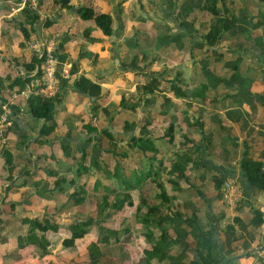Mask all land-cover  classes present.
Listing matches in <instances>:
<instances>
[{"label": "crops", "instance_id": "obj_1", "mask_svg": "<svg viewBox=\"0 0 264 264\" xmlns=\"http://www.w3.org/2000/svg\"><path fill=\"white\" fill-rule=\"evenodd\" d=\"M19 3L0 0V110L19 88L10 87L14 80L37 75L35 39H54L73 75L62 82L53 131L43 132L47 122L19 96L13 125L0 136V264H192L201 238L217 242L216 264H264V223L253 224L254 209L264 216V191L243 169L252 159L263 161L264 170V0H218L216 15L201 10L210 0H38L37 11ZM81 7L109 13L113 33L83 19ZM232 20L212 49L203 46L209 25ZM80 77L90 80L88 92L75 84ZM153 78L163 91L137 88ZM174 164L185 168L176 188ZM217 178L234 179L242 200L223 202ZM116 179L118 197L129 194L132 204L102 215L126 221L131 213L135 222L121 221L114 241L99 233L113 216L95 219L84 237L72 238L70 226L98 215ZM159 183L171 219L147 226L143 216L158 203ZM194 213L196 235L184 223ZM29 220L52 227L33 232ZM164 229L166 257L148 258Z\"/></svg>", "mask_w": 264, "mask_h": 264}, {"label": "trees", "instance_id": "obj_2", "mask_svg": "<svg viewBox=\"0 0 264 264\" xmlns=\"http://www.w3.org/2000/svg\"><path fill=\"white\" fill-rule=\"evenodd\" d=\"M217 2H218V0H210V4L202 6L201 10L202 11L207 10V11H210L212 14L216 15L219 13V9L216 5ZM25 10H26V13H28V10L27 9H25ZM79 14L83 19L95 20V22L97 23L98 27L100 28V30L103 32L104 35L110 36L113 33V26H112L113 19L109 13L96 14L92 8L81 7L79 10ZM28 17H31L32 20L38 19V15H36L34 13H32L31 16L28 15ZM233 21H235V20L224 23L222 26H220L219 24H215V23L209 25L208 30H206V32L204 34V42H202L203 46H207L208 49L209 48L212 49L213 46L217 43L219 36L221 34H223L224 31H227L232 27V25L234 23ZM34 58L35 59L32 61V63L35 62L39 66L40 60L37 59L36 57H34ZM134 58L136 59V57H134ZM32 63L27 65L28 70L34 69L35 66H33ZM135 65H136V61H134L132 63V68H135ZM39 75H40V71L37 72V75L35 77H37ZM32 78L31 77L25 78V79L17 78L16 80H14L10 84V87L12 88L14 85H18L19 86L18 89H21V88L25 87L26 84ZM64 81H66V80H64ZM0 82H1V79H0ZM75 84L78 85V87L81 88L82 91H84V92L89 91L90 80H88L87 78L80 77L77 79ZM137 88L139 90L145 91L147 93H158V92L163 91L161 88V82L157 78L151 79L150 82H148V83L138 85ZM171 89L176 90L175 91L176 95H178V96L183 95V93L180 92L181 88H177L176 86H172ZM59 97H60V95L58 97H54V98H41L39 96H31V97L27 98L30 112L37 118H44L45 121L47 122V124H45L42 128L43 132L46 134L53 131L56 127L54 114H55V111L57 108V104L60 101ZM108 115H110V114H108ZM87 128L90 131L96 130V127H90L89 125L87 126ZM106 134L110 136V139H112L111 134H109L108 132ZM2 154H3L7 164L12 163V156L8 150H5V149L2 150ZM243 169L249 175L254 189L258 192L264 191L263 161L246 159L244 164H243ZM174 170L176 172V176H175V178H173L171 180V183L173 184L174 188H176L178 186L179 179H182L185 176V173H184L185 168L180 164H174ZM225 181L226 180H224L222 178H217L215 180V187L218 191H220V196H222L221 195V189H222V186H223ZM118 186H119L118 179H116L115 188L112 189V192H113L112 197L109 195H105L103 198V201L97 205V208H98V215L97 216H94V217L89 216V218H87L82 223L72 224L70 226L72 238L78 239V238L84 237L89 232V228L93 224L95 219H97V218H102V219L106 218L107 219L108 217H112L113 216L112 213H107V214L102 215V211L106 210L107 208H110L111 212L112 211L117 212V210H119L120 208H122L124 206V203L128 202V204H132V199H131L129 194H124L123 198L118 197ZM158 186L160 188V194H158V196H157V198H158L157 200H158L159 204L156 203L153 206H148V207H150L149 212H148V214L143 216L144 217L143 222L147 226H150V225H148V223L150 221L152 223H154V225L155 224L161 225V223H163V221L171 219V216L170 215L167 216L166 212L163 211V209H162L163 207H166L167 204H169L170 198L167 195V191H166L165 186H163V184H161V183H159ZM127 188H129V187H127ZM1 204H2V200L0 199V223L2 221ZM160 204L162 206H160ZM153 208H154V214H155V210H157V212H158V214L156 215V216H158V222L157 223H155L156 217H154L151 214V212L153 213ZM253 214H254L253 224L255 226H262V224L264 223L263 212L259 209H254ZM196 220H197V216L194 213L191 216L190 221L184 222L186 225L187 224L190 225L194 235L199 233L198 228L194 224V221H196ZM175 222L176 221L173 220L175 227L178 228V225H176ZM29 223L32 226L33 232L35 231V229H39V230L44 232V231H46L52 227L49 224L48 225H42L41 223H39L36 220L30 221ZM53 228L57 229L56 226H54ZM214 230L215 229L212 228V230L208 234L210 236L213 235ZM229 230H233V227L230 225L227 226V231H229ZM148 235H151V234H148ZM104 236H106V237H103V236L102 237L105 240H108V238H109L108 234H104ZM115 236L118 237L117 232H115ZM168 237L169 236L167 235L166 229H164V233L162 234L161 239L156 243V245L154 246L152 251L145 252L146 256H148V258H150V257L158 256L159 254H161V255H164V257H166L165 251H166V247L169 246V242H165V241L167 240ZM29 240L30 241L36 240L35 235L33 234V236H30ZM95 247L96 246L94 244L91 246V249H93ZM217 247H218L217 242L213 241L212 238H207V239L201 238V240H198L197 246L194 249L198 253L199 260L193 261L192 264H216V262H215L216 254L214 253V249Z\"/></svg>", "mask_w": 264, "mask_h": 264}, {"label": "built area", "instance_id": "obj_3", "mask_svg": "<svg viewBox=\"0 0 264 264\" xmlns=\"http://www.w3.org/2000/svg\"><path fill=\"white\" fill-rule=\"evenodd\" d=\"M20 5L38 10V0H20ZM31 49L34 56L40 60L38 71L40 75L33 77L25 87L12 92L7 103H3L0 110V136L13 125L12 106L14 100L19 96L29 98L39 96L41 98H54L61 94L63 80H69L72 73L70 62H61L54 39L46 41L35 39L31 42ZM222 201L229 205L240 202L243 198V191L240 185L232 178L227 179L221 189Z\"/></svg>", "mask_w": 264, "mask_h": 264}, {"label": "rangeland", "instance_id": "obj_4", "mask_svg": "<svg viewBox=\"0 0 264 264\" xmlns=\"http://www.w3.org/2000/svg\"><path fill=\"white\" fill-rule=\"evenodd\" d=\"M171 1V0H170ZM181 1V0H180ZM194 1H196V0H194ZM150 2H151V0H150ZM181 7H180V11H182L183 10V8H184V5H183V3L181 2ZM138 49V48H137ZM137 51H139V49L138 50H135V52H137ZM226 60V59H225ZM212 64V63H211ZM219 70H218V74H219ZM226 72V71H225ZM225 72H222L224 75H225ZM229 72H231V70L229 71ZM157 112H159V113H162V112H160V111H157ZM155 114H157V113H155ZM113 217H115V218H113ZM111 219H109V220H107L105 223H106V228L105 229H100L99 230V233H100V235H102L103 237H106V236H104V234H108V236H109V238H108V240H106V241H114V239L115 240H117V238L119 237V232L117 231L118 229V226L120 225V222L122 221L123 223L124 222H126V223H124V224H129V225H131V224H133L135 221V217H134V214H132L131 215V213H130V215H128L127 216V218H126V221H124L123 219H122V217H120L119 215H115V216H113ZM111 222H112V224L115 226L114 228H111V230H109L110 229V226H112V224H111ZM100 223V222H99ZM122 224V223H121ZM107 226L109 227V228H107ZM115 232H117L118 233V237H116L115 236ZM99 235V236H100ZM116 249H117V247H116ZM107 251H113V249H108ZM110 254H111V252H110Z\"/></svg>", "mask_w": 264, "mask_h": 264}, {"label": "water", "instance_id": "obj_5", "mask_svg": "<svg viewBox=\"0 0 264 264\" xmlns=\"http://www.w3.org/2000/svg\"><path fill=\"white\" fill-rule=\"evenodd\" d=\"M235 257H233V258H231V259H234ZM227 263V260H224V264H226Z\"/></svg>", "mask_w": 264, "mask_h": 264}]
</instances>
